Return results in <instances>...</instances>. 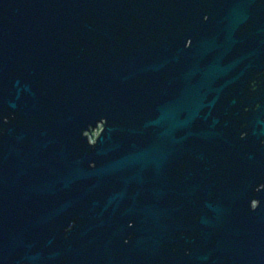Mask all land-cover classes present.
I'll use <instances>...</instances> for the list:
<instances>
[{
	"label": "water",
	"instance_id": "obj_1",
	"mask_svg": "<svg viewBox=\"0 0 264 264\" xmlns=\"http://www.w3.org/2000/svg\"><path fill=\"white\" fill-rule=\"evenodd\" d=\"M0 264H264V0H0Z\"/></svg>",
	"mask_w": 264,
	"mask_h": 264
}]
</instances>
